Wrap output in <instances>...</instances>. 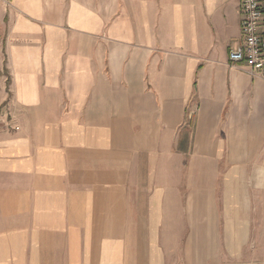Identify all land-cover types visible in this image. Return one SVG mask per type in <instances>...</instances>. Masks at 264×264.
Listing matches in <instances>:
<instances>
[{"label":"crops","instance_id":"0c3cea01","mask_svg":"<svg viewBox=\"0 0 264 264\" xmlns=\"http://www.w3.org/2000/svg\"><path fill=\"white\" fill-rule=\"evenodd\" d=\"M240 0H0V264H264V78Z\"/></svg>","mask_w":264,"mask_h":264},{"label":"built area","instance_id":"2783aa9c","mask_svg":"<svg viewBox=\"0 0 264 264\" xmlns=\"http://www.w3.org/2000/svg\"><path fill=\"white\" fill-rule=\"evenodd\" d=\"M242 45L229 51L234 64L264 78V0H240Z\"/></svg>","mask_w":264,"mask_h":264}]
</instances>
